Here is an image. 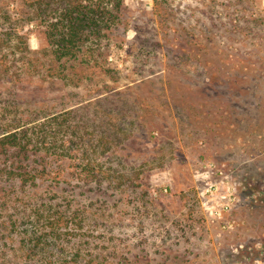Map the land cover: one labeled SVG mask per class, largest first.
<instances>
[{
	"label": "rangeland",
	"instance_id": "374dc122",
	"mask_svg": "<svg viewBox=\"0 0 264 264\" xmlns=\"http://www.w3.org/2000/svg\"><path fill=\"white\" fill-rule=\"evenodd\" d=\"M80 1L111 20L58 58L29 1L0 0V133L80 125L29 153L34 182L0 177V264L46 256L22 221L49 207L72 264H264V0Z\"/></svg>",
	"mask_w": 264,
	"mask_h": 264
},
{
	"label": "trees",
	"instance_id": "16d2710c",
	"mask_svg": "<svg viewBox=\"0 0 264 264\" xmlns=\"http://www.w3.org/2000/svg\"><path fill=\"white\" fill-rule=\"evenodd\" d=\"M27 12L20 13L28 17L31 21L39 20L43 24H47L48 36L51 40L52 46L55 49L58 58L72 57L77 54L86 38L87 34L99 35L103 30V27L111 20L110 14L102 7H89L86 6L80 0H57L58 7L52 8V2L56 0H28ZM32 117H38L34 112H28L21 116L18 124L6 127L3 132L0 133V147L3 152L0 153L4 158V162L9 163L11 159L10 171L3 170L0 172V177H4L9 182L10 180L18 181L21 186H27L30 181H35V173H31L28 170V165L25 161L29 160V153L35 151H45L47 155L55 153V149H58L57 142L62 141L61 136H64L67 131L72 134V139L80 141V125H68L65 123L60 124L58 129H53L51 125H47L46 122L41 124L38 129L32 131L26 129L32 121H37ZM33 119V120H32ZM70 144V141H67ZM101 145V144H100ZM61 148L59 154H67V148ZM9 150H12V154H8ZM69 155V154H67ZM91 159V158H90ZM89 159V160H90ZM26 161V162H27ZM91 161V162H90ZM88 163H92V159ZM84 175L88 178L97 175L93 171L92 167H85L83 171L79 169L78 174ZM31 176V179L27 178ZM23 186V187H24ZM53 202V200H52ZM55 204V203H54ZM66 208L63 211L58 212L62 216L65 215L66 221L69 223L76 217H80V213L83 211L80 209L71 210L72 204L69 202L63 205ZM54 213L52 207L46 209L35 208L33 209L22 221V231L29 236L28 240H23L24 244H27L28 255H34V252L39 250V254L46 256L38 260L37 264H72L65 257V250L62 245H58L57 240L60 241V235L58 228L55 226V217H51ZM57 213V214H58ZM46 214H49L46 217ZM46 218V228H39L36 224L37 220ZM10 227L12 231H15L17 221L13 219V216L9 217ZM66 222L65 225H68ZM71 224V223H70ZM39 228V229H38ZM50 229V231L48 230ZM66 232V230L64 231ZM81 238V237H80ZM58 255H61L64 260L57 261ZM81 255V254H80ZM91 255V254H90ZM89 255V256H90ZM75 256L71 254V257ZM73 258V257H72ZM71 258V259H72Z\"/></svg>",
	"mask_w": 264,
	"mask_h": 264
}]
</instances>
